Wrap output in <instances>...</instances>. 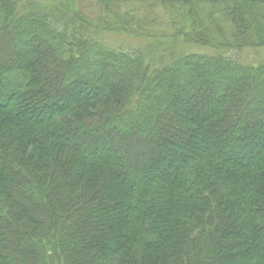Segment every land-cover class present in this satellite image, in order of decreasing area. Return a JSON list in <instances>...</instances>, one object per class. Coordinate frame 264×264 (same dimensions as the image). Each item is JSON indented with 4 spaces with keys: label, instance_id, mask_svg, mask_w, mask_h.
Wrapping results in <instances>:
<instances>
[{
    "label": "trees",
    "instance_id": "16d2710c",
    "mask_svg": "<svg viewBox=\"0 0 264 264\" xmlns=\"http://www.w3.org/2000/svg\"><path fill=\"white\" fill-rule=\"evenodd\" d=\"M262 48L264 0H0V264H264Z\"/></svg>",
    "mask_w": 264,
    "mask_h": 264
},
{
    "label": "rangeland",
    "instance_id": "374dc122",
    "mask_svg": "<svg viewBox=\"0 0 264 264\" xmlns=\"http://www.w3.org/2000/svg\"><path fill=\"white\" fill-rule=\"evenodd\" d=\"M160 15H161V20L162 22L165 24L166 21L168 20V18L172 15H176V13L174 11H160ZM149 13V12H148ZM180 18V17H178ZM179 25H182V22L180 20H177L174 27H179ZM105 36V38H104ZM104 40H106L105 42H108L111 45H116L118 47H124V46H132L133 44L137 45V46H142V42H140V39H136V38H132L130 39L128 36L125 35H119V34H115V33H111V34H107L106 33L103 35ZM200 51V48H193L191 51ZM244 56L243 59H247L248 56H250L249 58H251L253 56V54H256L257 59H255L256 63L257 62H262L264 61V48L260 49V53H259V57H258V53L254 52L253 50H245L244 51ZM261 59V60H260ZM255 63V62H253ZM255 63V64H256Z\"/></svg>",
    "mask_w": 264,
    "mask_h": 264
}]
</instances>
